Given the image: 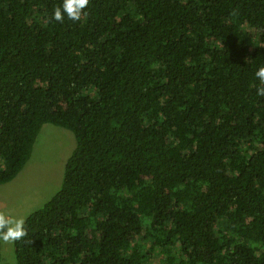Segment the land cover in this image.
<instances>
[{"label": "trees", "instance_id": "obj_1", "mask_svg": "<svg viewBox=\"0 0 264 264\" xmlns=\"http://www.w3.org/2000/svg\"><path fill=\"white\" fill-rule=\"evenodd\" d=\"M62 3L0 0V185L77 142L15 264H264V0Z\"/></svg>", "mask_w": 264, "mask_h": 264}, {"label": "rangeland", "instance_id": "obj_2", "mask_svg": "<svg viewBox=\"0 0 264 264\" xmlns=\"http://www.w3.org/2000/svg\"><path fill=\"white\" fill-rule=\"evenodd\" d=\"M74 133L52 123L43 125L32 156L12 181L0 185V211L23 220L59 189L67 159L76 147ZM2 262L16 263L13 241H2Z\"/></svg>", "mask_w": 264, "mask_h": 264}, {"label": "clouds", "instance_id": "obj_3", "mask_svg": "<svg viewBox=\"0 0 264 264\" xmlns=\"http://www.w3.org/2000/svg\"><path fill=\"white\" fill-rule=\"evenodd\" d=\"M88 4L89 0H63L62 5L54 10L52 18L61 21L67 17L69 20L78 21ZM255 75L261 84H264V67L259 68ZM257 91L259 95L264 96V87L258 88ZM25 235V221L23 219L0 211V240L4 242L16 241Z\"/></svg>", "mask_w": 264, "mask_h": 264}]
</instances>
